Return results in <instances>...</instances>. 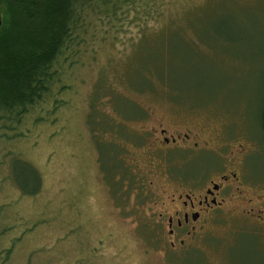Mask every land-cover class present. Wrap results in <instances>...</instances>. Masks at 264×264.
Segmentation results:
<instances>
[{
    "label": "rangeland",
    "instance_id": "1",
    "mask_svg": "<svg viewBox=\"0 0 264 264\" xmlns=\"http://www.w3.org/2000/svg\"><path fill=\"white\" fill-rule=\"evenodd\" d=\"M165 4L141 31L82 55L49 119L0 138L3 264H264V229L249 218L187 238L191 251L170 247L167 224L184 178L215 176L228 127L259 144L248 171L264 179V0ZM160 128L205 150H161ZM14 158L37 173V194L21 193Z\"/></svg>",
    "mask_w": 264,
    "mask_h": 264
},
{
    "label": "trees",
    "instance_id": "2",
    "mask_svg": "<svg viewBox=\"0 0 264 264\" xmlns=\"http://www.w3.org/2000/svg\"><path fill=\"white\" fill-rule=\"evenodd\" d=\"M165 2L0 0V138L22 137L27 124L49 119L66 104L62 94L71 89L68 80L82 55L107 42L115 46L131 29L141 31L160 16ZM14 160L13 176L21 193L37 194V173L26 170V161ZM32 184L34 189H29ZM10 253L11 248L1 254L0 264Z\"/></svg>",
    "mask_w": 264,
    "mask_h": 264
},
{
    "label": "flooded vegetation",
    "instance_id": "3",
    "mask_svg": "<svg viewBox=\"0 0 264 264\" xmlns=\"http://www.w3.org/2000/svg\"><path fill=\"white\" fill-rule=\"evenodd\" d=\"M263 111L261 127L264 133ZM231 128L228 127V133L223 130L217 134L218 169L212 170L215 178H206L210 173L203 179L184 178L187 188L171 196V202L180 206L167 216L169 232L174 237L170 244L172 249L186 247L191 251L195 240L190 243L187 238L191 241L202 230L219 227L226 216L249 218L264 229V179H251L248 171L249 159L259 151V144L244 126L240 133H232ZM154 134L161 150L171 144L182 146L181 143L194 151L205 150L198 142H193L189 133L168 134L166 128H160L151 132ZM143 193L147 194L146 191Z\"/></svg>",
    "mask_w": 264,
    "mask_h": 264
},
{
    "label": "water",
    "instance_id": "4",
    "mask_svg": "<svg viewBox=\"0 0 264 264\" xmlns=\"http://www.w3.org/2000/svg\"><path fill=\"white\" fill-rule=\"evenodd\" d=\"M2 25H3V17L0 11V31H1ZM263 125H264V111H263Z\"/></svg>",
    "mask_w": 264,
    "mask_h": 264
}]
</instances>
